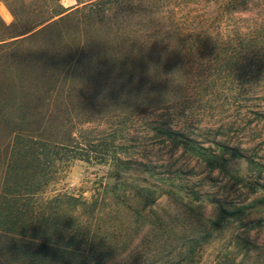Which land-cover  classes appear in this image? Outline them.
Masks as SVG:
<instances>
[{"label": "trees", "instance_id": "1", "mask_svg": "<svg viewBox=\"0 0 264 264\" xmlns=\"http://www.w3.org/2000/svg\"><path fill=\"white\" fill-rule=\"evenodd\" d=\"M64 1L0 0L14 17H0V264H129L95 254L83 197L36 200L52 154L43 133L84 91L116 98L126 115L185 110L176 95L194 91L264 93V0ZM154 130L200 149L188 120L157 119ZM80 136L56 146H96Z\"/></svg>", "mask_w": 264, "mask_h": 264}, {"label": "rangeland", "instance_id": "2", "mask_svg": "<svg viewBox=\"0 0 264 264\" xmlns=\"http://www.w3.org/2000/svg\"><path fill=\"white\" fill-rule=\"evenodd\" d=\"M0 17L14 22L4 3ZM187 96L176 95L185 110L126 115L116 98L79 94L82 104L43 133L52 154L36 200H87L95 254L109 263L178 264L191 255L193 264H264V93ZM171 117L188 120L200 149L154 130ZM72 131L96 146H56Z\"/></svg>", "mask_w": 264, "mask_h": 264}]
</instances>
